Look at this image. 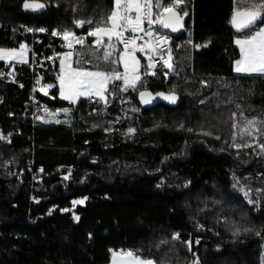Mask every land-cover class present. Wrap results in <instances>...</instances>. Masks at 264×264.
Here are the masks:
<instances>
[{"label": "trees", "instance_id": "16d2710c", "mask_svg": "<svg viewBox=\"0 0 264 264\" xmlns=\"http://www.w3.org/2000/svg\"><path fill=\"white\" fill-rule=\"evenodd\" d=\"M24 1L0 0V47L29 42L24 25L46 32L27 63L0 61V130H14L0 137V264H108L119 250L154 264H262L264 152L257 144L264 135L241 137L240 130L264 121V75L234 74L232 64L239 56L233 39L254 33L264 16L239 33L229 18L240 9L264 13L253 8L264 0H184L186 25L193 15V60L182 33L172 71L142 73L134 87L114 79L105 99L76 103L58 96V57L70 50L62 33L84 39L71 47L73 67L119 72L117 41L94 46L88 35L113 0H40L42 14L24 13ZM77 20L92 23L77 27ZM31 62L47 87L41 107H69L68 126L31 125ZM142 89L174 92L179 102L142 109ZM27 160L40 172H29ZM77 198L85 200L73 204Z\"/></svg>", "mask_w": 264, "mask_h": 264}, {"label": "snow or ice", "instance_id": "6c2138e0", "mask_svg": "<svg viewBox=\"0 0 264 264\" xmlns=\"http://www.w3.org/2000/svg\"><path fill=\"white\" fill-rule=\"evenodd\" d=\"M182 2L183 0H169L168 4L165 6L161 4V0H113V9L111 12L106 16L105 19H102L93 30L89 31L88 35L98 37L97 44L102 42L99 37L107 36L108 40L111 41L113 36H115L117 40L125 44V48L127 50L129 44L135 45V38L126 41L124 39V30H130L133 33L143 32L145 35L152 37L153 32L151 30V26L154 24H160L164 28H170L173 32L178 30V26L182 27L183 16L179 15V13L176 11L178 5ZM24 7L26 9L31 8L33 10H37L44 8L45 5L42 3L29 4L26 2ZM154 8L160 9V11L155 14V18H153ZM253 8H264V5H255ZM132 12L135 13L134 16L129 15V13ZM185 15H187V13H185ZM262 16H264V13L259 10L237 11L233 14L232 24L234 27H236L237 31H240L254 24L257 19L261 18ZM145 21L149 26L147 29L142 26ZM74 23L77 27H82L85 23L91 24L92 21L77 20L74 21ZM31 30L32 29H29V31ZM40 31H43V29H40ZM52 35H61V33L53 31ZM62 36L66 41H68L67 46L71 48V40L76 39L74 34L71 31L66 30L62 33ZM157 39L166 41L167 38L157 37ZM76 43L82 45L84 43V39L78 38L76 39ZM236 43L240 46L241 59L236 62L235 71L247 73L256 72L264 74V28H261L254 34L245 37L243 40L237 39ZM136 50L137 48L133 47L131 51ZM140 50L143 49L141 48ZM25 51L26 45L24 44H20L19 50H7L0 48V60H12L19 58L21 62H26L23 60ZM128 54L131 55L130 52ZM71 55V53H68L69 57ZM110 55V52L105 51L104 58L107 60L108 56ZM121 59H123V56H121ZM149 59L150 63L148 67H155V65L151 63V58ZM65 62V60H61L62 72ZM164 66L168 68L169 71L173 70V65L167 60L164 61ZM124 67L125 73L123 76H121V74L115 70H113V72L70 70L67 75L58 76L60 81V96L62 99L69 100L71 103H76L77 99L82 96L90 97L93 94L99 96L100 99H105L104 92L107 90L106 85L113 79H123L126 87H134L137 82L140 81V77L136 75L138 61L133 59L131 66V79L128 75L129 63L127 61L124 62ZM45 95H47V91H45ZM157 95L162 96L170 103L176 102V96L174 94L164 95L163 93H158ZM140 97L143 103L151 102V93L141 92ZM64 111L67 113L68 110L65 109ZM258 123L260 125H264V121H246L244 127L240 130L241 137L247 135L255 139L254 133L264 135V129L258 127ZM182 126L183 125H181V127ZM236 127L237 125L233 124V128ZM129 131L132 130L130 129ZM189 131H191V129H189ZM204 134L208 135L209 133ZM217 139H219V137H217ZM235 139L236 135L234 134L233 140L235 141ZM233 146L238 148L241 147V145L236 144ZM257 146L261 149V152H264V143H258ZM243 147H252V144L246 143L243 145ZM247 195V192H245L246 197ZM79 203H83V201L74 202V204ZM249 203H252V201L249 200ZM234 234L238 235L239 232L237 231V233ZM257 235H259V233H257ZM178 238V235L173 236V239ZM198 242L199 241H197V243ZM126 255L132 258V264H154V261L143 260L142 258L137 257L136 254L131 251L127 252ZM194 264H199V262L195 261Z\"/></svg>", "mask_w": 264, "mask_h": 264}, {"label": "built area", "instance_id": "2783aa9c", "mask_svg": "<svg viewBox=\"0 0 264 264\" xmlns=\"http://www.w3.org/2000/svg\"><path fill=\"white\" fill-rule=\"evenodd\" d=\"M169 0H161L162 5H167ZM183 5L184 0L182 3H180L176 9V11L182 16L185 15V12L183 11ZM160 11V9H153V18H155V14ZM129 15L134 16L133 13H129ZM188 20V14L187 19L184 22L182 33L186 34V38H184V41H187L190 44L191 47V59L193 60L195 50L197 49V45L194 40L193 36V15L190 14V23L187 24ZM144 28H148V24L145 21V23L142 25ZM23 33L27 34L29 36L30 41L26 43H22L26 45V51L33 57L34 55V41L37 38L38 35H41L46 32V29L44 27H37L34 24L31 25H24L21 27ZM29 29H32L29 31ZM40 29H43V31H40ZM151 30L153 32V36L149 37L145 35L143 32H131L130 30H124V39L130 40L135 38V45H128L127 50H132L133 47H136V51H132L133 53L137 54L141 60L142 63V73L145 75H152L157 71L158 68H166L164 66V61H168L169 63L172 62V58L174 56V50L178 47L180 44V40H178V37H175L171 35L169 32H167L164 27L160 24H154L151 26ZM60 37V36H59ZM76 39H78L79 35H74ZM157 37H166V41L159 40ZM76 39H72V43H76ZM115 40H117L114 37ZM119 46L123 49L125 48V44L121 43L119 40H117ZM143 50H140V49ZM155 65V67L149 68L148 65L150 63ZM31 73H32V83L30 87V92L27 96V106L29 107L28 111V117L31 119V125L35 126L37 124V116H38V109L42 106L39 93L41 92V77L38 67L31 62ZM13 72V67H11L8 70V73ZM39 82V83H38ZM25 116V113L23 114ZM14 135V130L11 129L7 132H3L0 130V137L3 136L5 138H8L10 136ZM27 170L29 172H32L36 175L37 172H40V169L38 168L35 172L32 170V160H27ZM9 166V163L6 164L7 168ZM32 174V175H34ZM197 228L203 229V226L197 225ZM197 261V260H195ZM194 261V262H195Z\"/></svg>", "mask_w": 264, "mask_h": 264}, {"label": "rangeland", "instance_id": "374dc122", "mask_svg": "<svg viewBox=\"0 0 264 264\" xmlns=\"http://www.w3.org/2000/svg\"><path fill=\"white\" fill-rule=\"evenodd\" d=\"M114 37L115 36H113L111 41L108 40L107 36L99 37V39H101L102 42L100 44H97L98 37L93 36L92 45L99 46L102 44H106L108 46L111 42L117 41L114 39ZM71 43H72V41H71ZM66 44L68 45V41H66ZM73 44L74 43H72V45ZM69 49L71 50V48H69ZM70 50H66L63 53H60V55L58 57L59 58L58 59V62H59L58 76L67 75L69 73V71L74 68L72 65L71 56L70 57L68 56V53H71ZM129 52L131 53V55L128 54ZM121 56H123V59H121ZM133 59L135 61H138V68H137L136 75H138L141 79V74H142L141 60H140L139 56L137 54L133 53L131 50H126V49L121 48V52L119 53L120 70L118 73H120L121 76L124 75V73H125L124 62L127 61L129 63L128 75H129V78L131 79L132 78L131 66L133 63ZM61 60L66 61L65 64L63 65V72H62ZM80 70H82V69H80ZM84 71L96 72L97 70H84ZM102 72H105V71H102ZM119 80H120L121 86L123 88H125L126 85L124 83V80L123 79H119ZM140 81L137 82V84L135 86L139 85ZM109 82L107 83L106 88H107ZM57 86H58V96L61 98V96H60V81H59L58 77H57ZM45 91H47V87L44 85L41 86V93L45 94ZM94 95L95 94H93L91 96H94ZM66 101H69V100H66ZM65 109L68 110L67 113L64 111ZM71 117H72L71 109L67 106L51 107V108L43 106L38 110L37 123L43 124V125H45V124H60L61 123L62 125L68 126L71 123ZM57 121H59V122H57ZM84 200H85V198H77V199L73 200V204L75 201H83L84 202ZM79 204H82V203H79ZM127 252H129V250H119L117 253L126 254ZM261 261H262V264H264V242L262 243V249H261Z\"/></svg>", "mask_w": 264, "mask_h": 264}, {"label": "water", "instance_id": "95a60500", "mask_svg": "<svg viewBox=\"0 0 264 264\" xmlns=\"http://www.w3.org/2000/svg\"><path fill=\"white\" fill-rule=\"evenodd\" d=\"M26 2L29 3V4L42 3V4L45 5V7L42 8V9H37V10H33L31 8H27L26 9L24 7V5H25ZM21 9H22V11L24 13H28V14H42V13H44L46 11L47 5H46L45 2L40 1V0H26V1H24L22 3ZM244 10H254V9H240V10H235V11L232 12V14L230 15V18H229V25H230V27L232 28L233 31H235L237 33L242 32V31H244V30H246V29L254 26L258 22H260L261 19H262V17H261V18L257 19V21L254 24H252L251 26H249L248 28H244V29H242L240 31H237L236 27H234L233 24H232L233 14L235 12H237V11H244ZM182 16H183L182 25L184 26V22L187 19V15H182ZM183 26L182 27L178 26V30L175 31V32H173L170 28H164V29L167 32H169L171 35H173L175 37H178V36H180L182 34ZM141 92L151 93V102L150 103H143L141 101V97H140V93ZM158 93H163L164 95L174 94L176 96V102L175 103H170L168 100L164 99L162 96H158L157 95ZM146 98H148V97H146ZM137 101L140 104V106H141L142 109H147V108L153 107V106H155V105H157L159 103H162V104L167 105V106H170V107H175L178 104V102H179V96L176 93H174V92H168V93H166V92L160 91V92L152 93L148 89H142V90L138 91V93H137ZM108 264H132V258L131 257H128L126 254H119V253L115 252V253H113L111 255V258H110V261H109Z\"/></svg>", "mask_w": 264, "mask_h": 264}, {"label": "crops", "instance_id": "0c3cea01", "mask_svg": "<svg viewBox=\"0 0 264 264\" xmlns=\"http://www.w3.org/2000/svg\"><path fill=\"white\" fill-rule=\"evenodd\" d=\"M112 9H113V7H112ZM132 13L135 15L134 12H132ZM261 28H264V25L261 26L259 29H257L255 32L259 31ZM255 32H254V33H255ZM254 33H252V34H254ZM252 34H251V35H252ZM92 37H93V36H92ZM244 38H245V37H235V38L233 39L234 45L238 48L239 56H238L237 59L234 60V62H233V64H232V72H233L234 74H243V75H264V74L256 73V72L247 73V72H236V71H235L236 62H237L238 60L241 59L240 46L237 45L236 40H237V39H241V40H243ZM66 47H67V49H68L67 44H66ZM0 48L7 49V50H11V49H17V50H19V48H12V47H0ZM23 60L26 61V62H21L19 58H17V59H12V60H0V61H2V62H4V63H10V64H12V65H17V64H22V63H27V62L29 61V53H28L27 51L24 52ZM72 70H80V68H75V67H74ZM84 70H87V69H82V70H80V71H84ZM97 71H98V70H97ZM94 96L100 98V97L97 96V95H94ZM82 97H89V96H82ZM104 97H105V93H104ZM78 99H79V98H78Z\"/></svg>", "mask_w": 264, "mask_h": 264}]
</instances>
